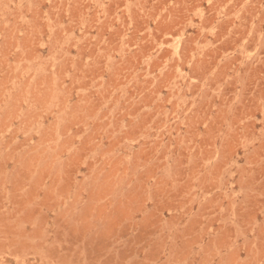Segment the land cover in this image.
Masks as SVG:
<instances>
[{"label": "rangeland", "instance_id": "374dc122", "mask_svg": "<svg viewBox=\"0 0 264 264\" xmlns=\"http://www.w3.org/2000/svg\"><path fill=\"white\" fill-rule=\"evenodd\" d=\"M0 264H264V0H0Z\"/></svg>", "mask_w": 264, "mask_h": 264}]
</instances>
